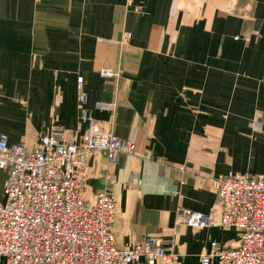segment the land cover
I'll use <instances>...</instances> for the list:
<instances>
[{
  "label": "crops",
  "instance_id": "obj_1",
  "mask_svg": "<svg viewBox=\"0 0 264 264\" xmlns=\"http://www.w3.org/2000/svg\"><path fill=\"white\" fill-rule=\"evenodd\" d=\"M135 5L0 0V133L33 148L64 127L68 140L80 142L82 110L91 109L136 142L115 164L104 152L89 158L87 198L105 190L118 197L117 243L156 235L179 258L155 264H202L212 242L236 247L241 231L193 228L179 222L178 210L219 216L215 177L264 173V0ZM104 67L121 73L105 77ZM81 89L86 105L78 101ZM31 101L32 115L45 124L39 129L22 114L21 102ZM7 178L0 168V201ZM131 264L148 263L142 257Z\"/></svg>",
  "mask_w": 264,
  "mask_h": 264
},
{
  "label": "built area",
  "instance_id": "obj_2",
  "mask_svg": "<svg viewBox=\"0 0 264 264\" xmlns=\"http://www.w3.org/2000/svg\"><path fill=\"white\" fill-rule=\"evenodd\" d=\"M123 1L128 10L140 8L137 0ZM130 37L126 33L122 42ZM120 73L111 67L101 69L105 77ZM78 83L82 85L83 76ZM88 99V92L81 89L79 103L86 105ZM79 129L80 142L68 140L67 129L56 127L33 148L0 133V168L8 171L5 200L0 201V260L7 264H131L142 257L148 264L177 261L178 254L156 235H146L133 246L118 244L113 231L118 197L106 190L93 199L86 196L90 156L104 152L115 164L120 153H134L136 142L115 134L87 107ZM215 181L219 216L180 208L178 220L193 228L234 226L241 231V240L236 247L212 242L202 254V264H264V173L220 174Z\"/></svg>",
  "mask_w": 264,
  "mask_h": 264
},
{
  "label": "rangeland",
  "instance_id": "obj_3",
  "mask_svg": "<svg viewBox=\"0 0 264 264\" xmlns=\"http://www.w3.org/2000/svg\"><path fill=\"white\" fill-rule=\"evenodd\" d=\"M20 97H22V96H20ZM17 102V101H16ZM19 102V101H18ZM20 106H21V110H22V114H23V112H24V114H26L28 117H30L31 119H32V121L35 123V125H36V129H39V128H41V126L42 125H45L44 124V122L42 121L41 123H40V121L38 120V116L37 115H32V113H34L35 112V110H34V108H35V102L34 101H31L30 103H29V105L27 104L26 105V103L24 104L23 102H21V104H20ZM29 108V111H26L27 109ZM21 115V114H20ZM23 116V115H22ZM11 118V117H10ZM51 117H49V119H50ZM9 121H11L10 119H9ZM12 122V121H11Z\"/></svg>",
  "mask_w": 264,
  "mask_h": 264
}]
</instances>
